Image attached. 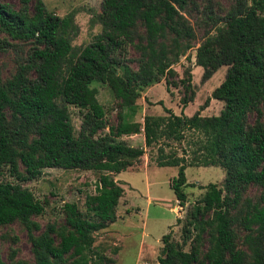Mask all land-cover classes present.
Returning a JSON list of instances; mask_svg holds the SVG:
<instances>
[{"label":"trees","instance_id":"obj_1","mask_svg":"<svg viewBox=\"0 0 264 264\" xmlns=\"http://www.w3.org/2000/svg\"><path fill=\"white\" fill-rule=\"evenodd\" d=\"M232 1L195 50L203 80L226 68L210 94L222 103L219 114L182 113L193 97L187 79L179 82L189 96L180 99L178 115L162 107L165 116L146 115L141 124L131 120L140 92L161 78L168 83L172 66L192 47L194 34L182 15L192 0H102L91 17L99 32L77 48L72 13L57 17L41 0L0 2V55L15 54L12 72L2 78L0 71V174L10 178L0 180V227L21 225L33 258L13 264H114L93 247L94 234L117 219L123 190L110 174L144 154L121 140L137 134L146 148L155 147V167L176 168L169 188L179 207L186 202V168L223 172L222 185L200 187L201 198L176 220L180 243L161 237L156 263L264 264V0ZM92 83L105 85L119 102L115 126L107 124ZM68 107L81 113L76 134ZM171 144L185 145L181 156ZM44 169L91 171L98 178L82 211L65 203L63 223L40 230L31 219L44 205L22 183ZM248 187L259 189L256 198L245 196Z\"/></svg>","mask_w":264,"mask_h":264},{"label":"rangeland","instance_id":"obj_2","mask_svg":"<svg viewBox=\"0 0 264 264\" xmlns=\"http://www.w3.org/2000/svg\"><path fill=\"white\" fill-rule=\"evenodd\" d=\"M17 0H0L1 3L15 7ZM47 11L57 17L68 13L74 16L78 28L77 36L72 40V47L88 44L99 32V26L92 24L91 17L99 12L102 0H41ZM233 5L232 0H192L191 6L182 12L183 17L192 28L194 39L192 47L172 66L173 77L168 80L161 78L140 92L136 101L137 111L132 117L133 122L142 123L143 116H165L162 107L173 114L180 113V99L184 94L180 81L189 80L192 101L186 105L182 113L189 117L198 112L201 117L217 116L222 109V103L210 98L211 92L222 82L225 67L217 69L209 79H202V69L195 65V50L202 41L214 33V28ZM210 17V19L208 18ZM19 54H17L18 56ZM129 57H134L129 52ZM15 54L9 52L0 55V71L6 78L13 70ZM134 69V64L128 65ZM96 90L97 102L104 108L108 125L117 124L119 112L118 101L110 90L100 83L90 85ZM167 86V88H166ZM160 103V105H159ZM206 105L200 110L201 106ZM69 121L74 134L79 129L81 113L78 109L68 107ZM121 140L129 147H140L144 154L131 167L119 174H110L123 190V194L115 209L116 221L102 231L94 234L93 247L103 257L112 260L114 264H157L160 256L161 237L169 236L172 243H180V224L189 207L201 198L205 185L211 183L217 187L222 185L223 172L217 167L196 168L184 170L187 187L183 192L186 202L183 207L176 204L169 181L176 174L173 167H155V147L146 148L141 134L123 136ZM171 146L174 153L181 156L180 149L185 145ZM168 151L166 150L165 153ZM98 174L91 171L61 169H44L36 180L22 183V187L32 193L34 198L44 205L43 213L31 220L41 230L48 223L62 224L64 215L62 206L73 203L79 211L83 210L84 198L93 195ZM0 180L10 181L7 173L0 174ZM259 189L248 187L245 196L256 198ZM34 235L37 232H33ZM185 252L188 246L183 247ZM0 261L13 264L15 261L32 263L30 245L25 230L17 222L0 227Z\"/></svg>","mask_w":264,"mask_h":264}]
</instances>
